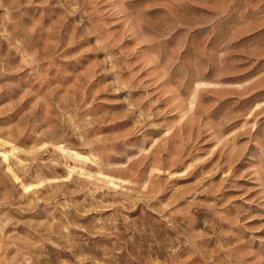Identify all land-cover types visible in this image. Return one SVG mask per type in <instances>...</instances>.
I'll list each match as a JSON object with an SVG mask.
<instances>
[{
  "label": "rangeland",
  "instance_id": "obj_1",
  "mask_svg": "<svg viewBox=\"0 0 264 264\" xmlns=\"http://www.w3.org/2000/svg\"><path fill=\"white\" fill-rule=\"evenodd\" d=\"M0 264H264V0H0Z\"/></svg>",
  "mask_w": 264,
  "mask_h": 264
}]
</instances>
